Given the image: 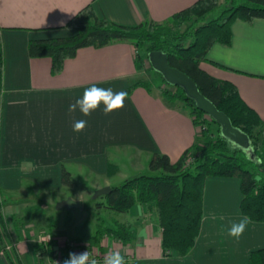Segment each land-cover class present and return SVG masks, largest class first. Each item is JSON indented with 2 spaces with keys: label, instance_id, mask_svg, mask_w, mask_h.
I'll return each instance as SVG.
<instances>
[{
  "label": "crops",
  "instance_id": "obj_1",
  "mask_svg": "<svg viewBox=\"0 0 264 264\" xmlns=\"http://www.w3.org/2000/svg\"><path fill=\"white\" fill-rule=\"evenodd\" d=\"M197 1L0 0V188L8 199L4 210L9 225L16 214L24 212L15 211L17 203L11 199L20 193L28 197L37 191L60 187L64 166L90 175L106 174L110 167L116 168L114 154L123 148L144 152L149 157L166 154L177 162L198 143L200 136L189 110L180 101L168 100L163 94L164 86L155 88L148 82L150 88L141 85L130 90L135 83L144 81L133 43L81 48L55 75L50 57L30 56V41L71 35L66 24L90 4L110 21L135 26L146 21L166 22ZM232 35L231 46L213 45L202 68L215 78L235 84L247 104L264 120V20L253 24L235 21ZM94 84L114 92L126 91L124 107L105 114L101 104L89 116L79 109L70 112L69 105ZM77 120L87 121L86 128L79 133L73 131ZM94 185V191L113 186L110 181ZM73 199L83 203L86 195ZM242 199L239 178L206 179L200 235L190 255L184 258L166 254L158 217L152 208L141 204L135 205L121 221L134 229L136 238L132 243L124 244L107 234L98 241V230L91 242L53 233L50 254H61L63 264L70 253L63 242L65 238L78 241L75 252L87 250L99 264L113 251H119L127 264H245L254 250L264 248V222L249 219L239 239L228 235L232 223L246 217L241 211ZM23 228L9 227L13 238L18 239L15 254L23 264H38L29 239L31 234ZM0 264H9L1 246Z\"/></svg>",
  "mask_w": 264,
  "mask_h": 264
},
{
  "label": "trees",
  "instance_id": "obj_2",
  "mask_svg": "<svg viewBox=\"0 0 264 264\" xmlns=\"http://www.w3.org/2000/svg\"><path fill=\"white\" fill-rule=\"evenodd\" d=\"M238 20L249 24L264 20V0H225L222 7L220 0H198L166 22L146 21L135 26L110 21L90 4L66 24L71 35L34 38L29 43L30 56L52 59L55 75L63 71L68 59L76 57L85 47L101 48L114 42H131L137 48L139 70L149 61L151 52L163 51L172 67L194 79L200 91L229 116L235 127L250 137L254 155L232 145L222 136L220 125L211 117L219 125L217 134L212 130L202 131L198 143L177 162L166 154H154L150 162L154 175L126 179L112 186L106 202L96 201L97 208L120 213L130 212L137 204L152 208L163 228L162 244L168 256L176 254L184 258L194 249L204 216V185L208 177L239 178L243 194L242 213L254 222H264L263 119L247 104L235 84L215 78L202 68L214 44L231 46L232 25ZM1 50L0 37V137L3 102ZM141 85L150 88L148 82L140 80L130 90ZM163 94L168 100L183 102L198 126L202 117L209 116L199 110L195 101L180 87L170 85L164 88ZM191 154H196V158L188 163ZM63 182L73 185L72 175L65 167ZM7 200L0 188V246L9 264H23L20 259H12L5 248L4 235L9 239L12 236L4 210ZM104 234L124 244L132 243L136 238L134 229L122 222L103 226L95 239L100 241ZM34 250L46 255L51 244L48 247L35 244ZM245 264H264V248L254 250Z\"/></svg>",
  "mask_w": 264,
  "mask_h": 264
},
{
  "label": "rangeland",
  "instance_id": "obj_3",
  "mask_svg": "<svg viewBox=\"0 0 264 264\" xmlns=\"http://www.w3.org/2000/svg\"><path fill=\"white\" fill-rule=\"evenodd\" d=\"M224 5L225 0H220V7ZM142 53L143 55L145 54V52ZM141 71V79L152 84L151 86L155 88H157V86H164L165 88L170 86L163 76L150 66V62L145 63V66ZM180 103L184 106L183 102L180 101ZM202 118L201 124L199 125L200 134L203 133L202 131L206 130H212V133L214 134L219 132V125L214 123L210 116H204ZM200 141L202 142L203 139H200ZM116 156L117 158L113 159L116 168L110 167L109 172L106 174L90 175L87 171L83 173L79 172L77 169H69L67 166H64L67 167L66 169L72 175L73 185L63 182L62 173V184L60 187L51 190L45 189V191H37L35 195L28 197L24 196L23 193H20V196L12 198L11 202L17 203V207H14V210H23L24 212L23 214H16L15 221L10 225H14L20 230H22L24 226L30 225L29 228L25 227L23 229L30 232L31 235L29 239L33 246L38 244L37 237L42 232H51L53 237L54 234H57L58 236H71L91 242L92 236L96 234L97 230L101 229L99 225L102 227L113 225L115 221L121 222L128 216L127 213L116 212L108 208H97L95 205L96 201L106 202V195L95 199L94 196L97 190H92V187L95 186L94 183L104 184L106 181H110V184L116 186L126 179H132L140 175L155 174L150 168V162L153 156L149 157V155L144 152L141 153L128 148L121 149L118 151L117 155L114 154V157ZM195 158L196 154H191L188 162L190 163L194 161ZM115 169L117 170L115 171ZM80 194L86 195L82 208H57L58 203L61 201L68 198L78 197ZM17 241V236L14 238L11 236L9 239L4 235V242L6 244L5 248L14 260L18 259V256L14 251ZM66 241L67 240L64 238L63 242ZM35 255L38 264L62 263V257L57 252L51 254L49 252L46 255H40L45 257L46 260L42 257L40 258L39 253L35 252ZM29 260L30 257H28V261Z\"/></svg>",
  "mask_w": 264,
  "mask_h": 264
},
{
  "label": "water",
  "instance_id": "obj_4",
  "mask_svg": "<svg viewBox=\"0 0 264 264\" xmlns=\"http://www.w3.org/2000/svg\"><path fill=\"white\" fill-rule=\"evenodd\" d=\"M152 67L160 73L171 86L182 88L186 95L195 101L199 110L212 117L221 127L222 136L232 145L244 150L249 155H254V149L250 137L239 128L235 127L229 116L207 98L199 89L198 84L186 73L169 64L168 56L163 51H154L149 54ZM112 186H106L96 191L94 198L110 194ZM82 201L68 198L58 203L57 208H82Z\"/></svg>",
  "mask_w": 264,
  "mask_h": 264
},
{
  "label": "clouds",
  "instance_id": "obj_5",
  "mask_svg": "<svg viewBox=\"0 0 264 264\" xmlns=\"http://www.w3.org/2000/svg\"><path fill=\"white\" fill-rule=\"evenodd\" d=\"M127 95L126 91L114 92L111 88H102L94 84L85 88L82 97L77 99L74 104L69 105V111L74 112L79 109L84 116H89L103 104V111L108 114L123 108ZM86 126V120H77L73 123V131L82 132ZM249 223L248 217H242L239 222L232 223L231 227L228 228V235L239 239ZM63 264H99V261L86 250L79 253L70 252ZM103 264H127V261L119 251H113L104 257Z\"/></svg>",
  "mask_w": 264,
  "mask_h": 264
},
{
  "label": "built area",
  "instance_id": "obj_6",
  "mask_svg": "<svg viewBox=\"0 0 264 264\" xmlns=\"http://www.w3.org/2000/svg\"><path fill=\"white\" fill-rule=\"evenodd\" d=\"M189 163V162H188ZM191 163V162H190ZM50 238V239H49ZM37 239H38V241H37V243L39 244V245H42V246H46V247H48L50 244H52L53 243V241H54V237H53V235H52V233L51 232H42L41 234H39L38 235V237H37ZM79 242L78 241H75V240H67L66 241V246H68V248H69V250H70V252H75V249L77 248V247H79ZM40 255H42L41 253H39V257L41 258L42 256H40ZM60 256H61V254H60ZM62 257V256H61ZM44 260H46V258L45 257H42ZM62 259V258H61Z\"/></svg>",
  "mask_w": 264,
  "mask_h": 264
}]
</instances>
